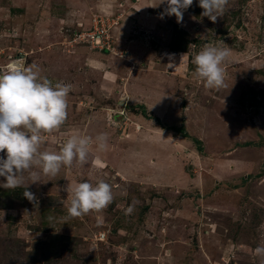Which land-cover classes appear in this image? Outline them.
Here are the masks:
<instances>
[{
  "label": "rangeland",
  "instance_id": "1",
  "mask_svg": "<svg viewBox=\"0 0 264 264\" xmlns=\"http://www.w3.org/2000/svg\"><path fill=\"white\" fill-rule=\"evenodd\" d=\"M158 3L0 0V69L19 59L72 85L66 122L42 134L40 150L108 134L106 151L92 145L85 164L30 184L38 203L0 197V264H264V0H229L215 23L198 0L182 23L161 19ZM101 17L108 51L79 35ZM209 45L229 53L218 90L195 75L193 57ZM85 180L110 184L113 202L67 218L65 189Z\"/></svg>",
  "mask_w": 264,
  "mask_h": 264
},
{
  "label": "clouds",
  "instance_id": "2",
  "mask_svg": "<svg viewBox=\"0 0 264 264\" xmlns=\"http://www.w3.org/2000/svg\"><path fill=\"white\" fill-rule=\"evenodd\" d=\"M228 2L198 0L203 9L202 16L213 23L224 16ZM158 5H166L160 13L161 19L165 15H175L177 23H182L183 13L193 5V0H159L155 6ZM228 54L227 49L209 45L194 55L195 75L203 81L205 88L218 90L224 86L225 70L222 65ZM173 65L170 63L169 67ZM71 90V84L53 83L42 77L36 64L26 66L16 59L6 69H0V152L5 153L0 156V177L5 178L0 187L12 190L23 188V196L30 202L38 203L29 185L41 183V174L55 177L61 167H71L74 161L85 164L92 145L98 151L107 150L108 134L103 132L95 137L79 133L70 135L59 152L40 150L45 142L42 134L58 130L66 122L67 98ZM127 99L131 98H122L120 103H125ZM25 172L30 183H25ZM65 191L71 194L67 218L100 212L114 199L111 185L103 180L95 185L85 180L68 185ZM134 207V204L129 205L124 210L125 215H130ZM255 253L264 256V247H256Z\"/></svg>",
  "mask_w": 264,
  "mask_h": 264
},
{
  "label": "built area",
  "instance_id": "3",
  "mask_svg": "<svg viewBox=\"0 0 264 264\" xmlns=\"http://www.w3.org/2000/svg\"><path fill=\"white\" fill-rule=\"evenodd\" d=\"M99 22L96 24L94 30H90L89 32L80 33V38L87 37L88 41L93 44V46L99 47L101 50H111L114 44L113 32L110 31V21L107 19V24L105 19L101 17L98 18ZM97 21V19H96ZM100 23V24H99ZM100 25V26H99ZM78 35V36H79ZM115 48V47H113Z\"/></svg>",
  "mask_w": 264,
  "mask_h": 264
},
{
  "label": "trees",
  "instance_id": "4",
  "mask_svg": "<svg viewBox=\"0 0 264 264\" xmlns=\"http://www.w3.org/2000/svg\"><path fill=\"white\" fill-rule=\"evenodd\" d=\"M179 40L175 39L174 41H172V47L174 49H184L185 47L183 46H180L179 44ZM182 132V134L185 136V137H189V135L187 134V132L181 128L180 130ZM199 150H202V146H201V143H200V146L198 147ZM23 189L21 188H18V189H15V190H12V189H8L6 191H3L1 194H0V197H2L3 195L5 197L8 198L9 194L12 193V196L10 197V199H13L14 197H17V198H20V199H25V197L23 196ZM37 244H42V245H47L45 241H42V240H38L37 241ZM48 247V245H47ZM35 262H37L36 258H34Z\"/></svg>",
  "mask_w": 264,
  "mask_h": 264
},
{
  "label": "crops",
  "instance_id": "5",
  "mask_svg": "<svg viewBox=\"0 0 264 264\" xmlns=\"http://www.w3.org/2000/svg\"><path fill=\"white\" fill-rule=\"evenodd\" d=\"M134 7H135V9H137V8H136V7H137L136 5H135ZM127 15H128V14H127ZM136 15L138 16V14H137V13H136ZM139 15H140V11H139ZM154 16H156V15H154ZM138 17H139V16H138ZM134 18H135V17H134ZM127 19H128V18H127ZM147 19H148V20H152L153 18L151 19V18H149V17H148ZM153 20H155V21H156L155 17H154V19H153ZM128 21H129V20H128ZM125 22H126V21H125ZM124 25H126V24H123V26H122L123 28H125V26H124ZM126 26H127V25H126ZM127 27H128V26H127ZM124 41H125V40H124ZM129 43H132V42H129ZM125 46H126L128 49H131V50H132V48H131V47H132V45H130V44H125ZM120 48H121V47H120ZM128 49H126V50H128ZM132 51H133V50H132ZM128 54H129V55H131V56H132V55H134V53H133V52H128ZM128 86L130 87V82L128 83Z\"/></svg>",
  "mask_w": 264,
  "mask_h": 264
},
{
  "label": "bare ground",
  "instance_id": "6",
  "mask_svg": "<svg viewBox=\"0 0 264 264\" xmlns=\"http://www.w3.org/2000/svg\"><path fill=\"white\" fill-rule=\"evenodd\" d=\"M191 115V114H190ZM173 116V115H172ZM172 119V118H171ZM172 121V120H171ZM192 124V123H191ZM201 133V132H200Z\"/></svg>",
  "mask_w": 264,
  "mask_h": 264
}]
</instances>
